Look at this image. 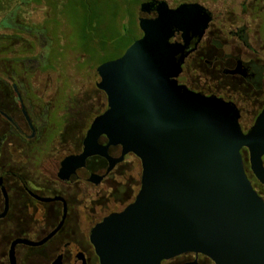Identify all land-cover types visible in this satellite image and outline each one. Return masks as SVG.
<instances>
[{
  "label": "water",
  "instance_id": "1",
  "mask_svg": "<svg viewBox=\"0 0 264 264\" xmlns=\"http://www.w3.org/2000/svg\"><path fill=\"white\" fill-rule=\"evenodd\" d=\"M159 4L156 6V4ZM155 8L158 17L144 16ZM143 36L98 68L107 110L92 123L80 178L99 184L128 154L142 163L141 187L124 211L92 231L101 264H161L185 253L216 264H264V110L245 133L240 111L180 85L183 64L203 36L199 5H141ZM183 32V43L174 42ZM196 264V263H194Z\"/></svg>",
  "mask_w": 264,
  "mask_h": 264
},
{
  "label": "flooded vegetation",
  "instance_id": "2",
  "mask_svg": "<svg viewBox=\"0 0 264 264\" xmlns=\"http://www.w3.org/2000/svg\"><path fill=\"white\" fill-rule=\"evenodd\" d=\"M136 1L138 16L141 5L152 1L166 2L171 10L203 7L195 24L203 36L185 59L178 82L234 104L247 133L264 110V0ZM30 5L7 26L3 15L11 3L0 0V264H101L92 231L135 201L140 184L133 181L128 157L141 160L128 154L99 184L80 178L84 141L107 110L108 97L101 113L90 114L84 92L65 76L62 50L52 45L48 32L32 31L37 23ZM144 16L156 18L158 11ZM172 41L183 43V32L176 31ZM53 71L60 76L41 77ZM101 78L97 70L98 92H103ZM245 153L246 148L248 177L264 198V185ZM194 263L216 264L197 253L161 264Z\"/></svg>",
  "mask_w": 264,
  "mask_h": 264
},
{
  "label": "rangeland",
  "instance_id": "3",
  "mask_svg": "<svg viewBox=\"0 0 264 264\" xmlns=\"http://www.w3.org/2000/svg\"><path fill=\"white\" fill-rule=\"evenodd\" d=\"M9 2L11 7L4 12L3 24L8 26L7 20L10 17L17 19L18 14L23 10V6L31 2L30 9H34V19L37 23L36 28H33L32 31L37 35L48 32L52 45L62 50L60 54L63 58L60 63H62L69 83L75 89L84 92L85 106L87 109L92 110L90 114L92 113L95 116L101 113L106 108L107 93L105 90L98 92L95 81L97 69L92 65L97 64V59L102 55L97 54L96 62L95 59L93 61L95 64L88 65L86 62H82L84 51L82 36L85 34L84 30L86 28L88 30L86 34L94 37L95 44L99 43V40L109 42L115 38L114 36L117 37L118 35L121 37L122 35L127 36L124 41L125 44L139 39L141 37L139 16L137 15L139 11L137 4L139 2L136 1L137 3L131 4V6L126 4L132 2L131 0H9ZM116 4H118V9ZM88 10H91L93 15L96 14V11L99 14L102 13L99 25L96 21H93L91 27H88ZM91 53L94 54L92 50ZM111 57L110 54L106 55L105 61ZM59 76V71H53L51 74H43L41 77L43 79H56ZM245 157L250 167L248 153H245ZM128 162L134 176L133 181L138 180L141 187L143 170L141 161L131 156L128 157ZM256 186L261 192L257 184Z\"/></svg>",
  "mask_w": 264,
  "mask_h": 264
},
{
  "label": "trees",
  "instance_id": "4",
  "mask_svg": "<svg viewBox=\"0 0 264 264\" xmlns=\"http://www.w3.org/2000/svg\"><path fill=\"white\" fill-rule=\"evenodd\" d=\"M131 1L132 2H128L126 4L128 6H131V4L137 3L134 0H131ZM137 5H139V3ZM116 8L118 9V4H116ZM101 14L102 13L99 14L96 11V14L93 15L92 11L88 10V14H87L88 15L87 22L89 24L88 27H91V25L93 24V21L94 22L96 21L97 24L99 25L100 24L99 22L102 18ZM98 18H99V20H97ZM107 31H108V29L106 30V32ZM87 32H88V30H86V28H85L84 33L86 34ZM85 34L82 36V38L84 39V43L82 45V47L84 49L82 62H84V63L86 62V64H88V65H91V63L95 64L97 54L102 55V57H99L97 59V64L92 65L97 70L103 64L120 58L126 52V50L136 41V40H133L131 43L125 44L124 41L127 38V36L122 35V37H121L118 35L117 37L114 36L115 38L111 39L109 42H101V40H99V43L95 44L94 37L88 36L87 34L86 35ZM91 50H92V52H94L93 55L91 53ZM108 54H110L112 57L109 58L110 60L107 59V61H105V56ZM59 55L61 57V54H59ZM94 59H95V62H93ZM99 83H100V85H104L105 80L103 82V80L101 78V82H99ZM247 153H248V151H247Z\"/></svg>",
  "mask_w": 264,
  "mask_h": 264
},
{
  "label": "crops",
  "instance_id": "5",
  "mask_svg": "<svg viewBox=\"0 0 264 264\" xmlns=\"http://www.w3.org/2000/svg\"><path fill=\"white\" fill-rule=\"evenodd\" d=\"M138 8V7H137ZM138 21H139V18H138Z\"/></svg>",
  "mask_w": 264,
  "mask_h": 264
}]
</instances>
